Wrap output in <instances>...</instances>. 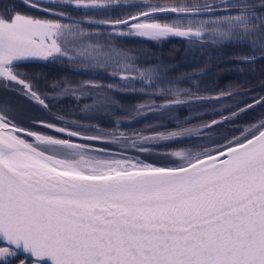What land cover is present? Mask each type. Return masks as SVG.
<instances>
[{"label":"snow or ice","instance_id":"1","mask_svg":"<svg viewBox=\"0 0 264 264\" xmlns=\"http://www.w3.org/2000/svg\"><path fill=\"white\" fill-rule=\"evenodd\" d=\"M57 2L89 10L127 5L130 0H21L26 7L72 21L68 23L7 7L0 10V85L18 102L0 101V264L20 253L25 257L20 264L29 259L32 264H264V119L240 135L225 137L224 143L205 134V129L264 105V96L253 97L229 115L158 133L128 135L116 129L86 135L78 129L91 125L76 120L64 121L76 127L29 120L25 129L17 119L22 101L50 109V97L38 83L43 74L26 67L30 64L63 59L77 69L112 68L109 74L121 81L152 83L153 68H136L114 41L93 42L92 37L103 33L86 29L85 23L104 26L109 37L195 38L213 44L229 41L239 29L244 33L239 40L248 41L250 52L256 54H237V60L254 64L264 57V52H257L264 48L260 32L264 0L202 4L185 0L171 9L121 20L74 21L63 11L43 6ZM168 14L177 19L163 25L138 23ZM54 87L61 89V96L78 101L91 95L90 88L118 89L92 80L75 86L62 80ZM189 91H171L172 99L158 109L178 110L193 101H220L233 95L226 89L211 95H182ZM151 94L163 95L164 88ZM90 101L82 112H93L105 103L102 98ZM155 103L137 105L135 114L157 110L152 107ZM192 119L190 114L183 118L178 111L173 114L177 125ZM40 128L58 135L36 130ZM185 140L192 143H181ZM103 143L115 144L119 150L99 146ZM207 143L215 147L192 151ZM161 144L175 147L160 148Z\"/></svg>","mask_w":264,"mask_h":264},{"label":"flooded vegetation","instance_id":"2","mask_svg":"<svg viewBox=\"0 0 264 264\" xmlns=\"http://www.w3.org/2000/svg\"><path fill=\"white\" fill-rule=\"evenodd\" d=\"M144 3H150L151 6H159L162 7L163 5H167L168 4H173L175 3V1H162V0H130V3L127 5L124 4H119V5H115L106 9H89V10H85V9H77L71 5H64V4H60V3H46L43 6L52 9L53 11H63L67 14V16L71 17L72 20H81L84 18H92V19H97V20H121V19H125L128 17H131L133 15H137V14H142L145 11H158V10H162L164 8H170V7H162V8H152L150 10H141L139 11L142 7L148 6L145 5ZM171 4V5H172ZM5 7H7L9 10H16L21 12L22 14H29L32 15L34 17L37 18H51V19H58L61 20L62 22L68 23V22H72L70 20H68L67 18H61L58 16H49V14L47 12L44 11H37L36 9L30 8V7H26L24 4L21 3V0H0V10H3ZM172 14H168V15H156V16H150L148 17L147 20H142L139 21L138 23L141 24H165V23H169V20H172ZM86 29L91 30V31H100L101 33H103V35L99 36V37H92L93 42H95L96 40H100V41H104V42H108V41H115L117 40V44H121L123 42H125L127 45L129 43H132L134 46V49H138V47L141 50V46L142 44L144 45H149V44H159L162 45L164 43H168L171 42L172 38H167V39H159V40H143L140 39L138 37H109L107 35V32L109 31L108 29H106L104 26L102 25H95V24H87L85 23L83 25ZM235 32L237 33V35L243 36L244 33L237 29L235 30ZM259 34V33H256ZM195 39V38H193ZM129 40V41H128ZM179 40H186V39H179ZM210 43V42H208ZM240 45H244V44H248L249 42L246 40H240L239 41ZM212 44V43H210ZM141 45V46H139ZM164 46V45H163ZM162 46V48H163ZM153 48H149L148 46V50L146 55H138L139 57H149L152 56V53H148L151 52ZM258 49H260L258 47ZM251 50V49H250ZM250 50L248 51L249 54H254L252 52H250ZM260 52V50H258ZM156 52H159L158 50H156ZM135 54V53H134ZM150 54V55H149ZM137 55V54H136ZM163 52L158 54V57L160 61L156 62V65L158 63H162V67H158V69H155L156 65H153L154 62L151 61L149 63L145 62L143 63V65L138 64L137 62H131L134 64V66L138 69L144 70V69H148V68H153V70L157 73H151V75L153 76V80L152 83L150 84H146L144 83V81L142 80H128V81H121L118 77H114L112 75L109 74V72H111L112 68L108 69L107 71L105 70H93V69H89V70H84V69H77L74 66H72V64H70L69 62H67L66 60L60 59V60H51L48 62H41V63H34V64H30L27 65L26 67H28L30 70H34V71H39L40 73H42V77L40 79V81H38L39 83V87L42 90V92L44 91L45 94L47 96H49L50 98L47 100V103L50 105V109L45 111V112H40V111H31L33 114L36 112V115L34 117H31L32 114H28L30 111L28 110H23L17 114V119L20 118V121H26L28 123L29 120L36 118V117H40L42 119H45L44 121L46 122H56L58 124V126H69V127H76L75 125H70V124H65L64 121H72V120H76L79 121L80 124L83 125H89L87 123V121L82 120L80 121V119H76L77 116V107L80 108V110L83 108V105L85 103H90L91 101L89 99L92 98H96L93 97L92 91H97L99 93H104L112 102V92L114 94V96L116 95L118 98L119 103L121 104L120 106L117 107L118 111L121 113H124L126 111H130V110H137V105L139 104H146L149 103L151 100H155V105H153L152 107L158 106L157 104L161 101H165V100H169L171 98L170 93H166L164 91L163 95H158V96H153L151 93L152 92H148V91H144V92H139V91H135V92H130V91H124L121 92L118 89H129V88H138V87H142L144 85V87H148L149 85L151 86H155V85H159V84H163L164 81H169V76L166 75V71L168 68L164 69V65L165 62L163 60ZM264 59V57H261L260 59H257L255 61L254 64L252 63H243L241 61L238 62V68L235 70L234 66L229 68L228 73H230L231 75H229L231 78L236 80H239V82L237 83L238 85L245 83L247 86L244 88H240L236 86H229V88H227L226 90H230L233 94H241L243 95L242 98V103L245 102L247 99L251 98L254 94H257L259 92H264V61H262ZM166 66V65H165ZM173 69L177 70L179 72V68H177V65L174 64L173 65ZM118 70V69H117ZM176 72L177 77H173V83L174 84H178L179 85V73ZM148 74V73H146ZM62 80H67L70 81L71 84L73 86L77 85L78 83H81L85 80H92V81H96L99 82L101 84L107 85L109 83L115 84L118 86L117 90H109L107 87H101L99 89L96 88H90L88 89V91L91 93V95L87 98L81 99V100H76L71 96H61L60 92L61 89L58 87H54V85ZM207 81H210L209 79H207ZM210 87L211 89H213V93L216 94L219 90L223 89L225 86L220 87L219 84H216L213 81L210 82ZM0 90H5L2 85H0ZM9 91V90H7ZM260 95V94H258ZM115 96V98H116ZM261 96H264V93L261 94ZM51 97H56L55 99H52ZM19 99V98H17ZM97 99V98H96ZM117 100V99H116ZM114 101V99H113ZM24 102V101H22ZM11 103H18L14 97V99L11 100ZM31 104V103H30ZM27 102V105L30 107L31 110V105L36 108L38 105L35 104H31L30 105ZM79 105V106H78ZM39 108V107H37ZM253 110L251 111H246L245 113H243L238 119L229 122L227 124L228 127H222L221 129H219L217 132H231L233 131V127H241V129L246 128V127H251V125L253 123L255 124H259L261 119H264V105H260V106H256L254 108H252ZM44 110V109H43ZM94 110H97L94 109ZM147 111V110H146ZM59 117H63L64 119L59 121L56 118ZM47 118H49L48 120H46ZM39 120V119H38ZM231 123V124H230ZM99 126H97L96 128H98ZM104 128V127H103ZM90 127H82L79 128L78 130L81 132H84L86 135H93V130H89ZM39 131H42L46 134H52V135H58L54 132H50L49 130L45 129V128H40V129H36ZM99 130V128H98ZM214 132V131H213ZM245 135H247V133H245ZM101 146V144L99 145ZM103 147V146H101ZM2 246V245H0ZM17 257L19 258L18 261H21L22 259H24L23 257L17 255ZM31 264L32 261L28 260Z\"/></svg>","mask_w":264,"mask_h":264},{"label":"rangeland","instance_id":"3","mask_svg":"<svg viewBox=\"0 0 264 264\" xmlns=\"http://www.w3.org/2000/svg\"><path fill=\"white\" fill-rule=\"evenodd\" d=\"M162 1H166V0H162ZM184 3H185V1H175V3H173V4L171 3L172 5L167 3V5H163L162 7L173 8V6L182 5ZM190 4H195V3L191 2ZM156 7L162 8L159 6L148 5V6L142 7L139 11L150 10V9L156 8ZM175 19H177V17L172 16V20H169V23H171ZM179 19L184 20L187 18L181 17ZM187 26L188 25H185V27H187ZM191 26L196 27V24H192ZM260 32L264 33V29H261ZM239 41H240L239 36L234 31L231 34V36L229 37V41L226 40L223 42L227 43L228 46L229 45L234 46L235 44H238ZM182 42H183L182 46H184V49H185L184 53H186V52L192 53V55H191L192 61H194V59L197 58L196 56H198L197 54L200 51L208 50V47H209V45H206L205 43H202L196 39L184 40ZM223 42H220V43H223ZM171 43L172 42H169V44L164 43L162 45H159V44L144 45V44H142V46L139 45V46H141V50H138V49H140L139 47H138V49H134L133 48L134 45L132 43H129L128 45L125 42H123L121 44H117V40H116L114 44L119 50L127 53V55L131 58L130 62H132V61L137 62L140 65L141 64L143 65V63H145V62L149 63L151 61L154 62L153 65H156V62L160 61L159 58H157L158 54L163 52L162 57H163V60L165 62V65H166V66L164 65V67H165L164 69L168 68L166 71V75L169 76L170 80L169 81L166 80V81H164L163 84H159V85H155V86L149 85L148 87H144V86H146V85H144L142 87H138L137 91H139L140 88H144L145 91L153 92L157 87H163L164 91L166 93H170L171 91H175L178 88L190 89L189 92L182 93L183 96L196 95V94H199V95L214 94L212 92L213 89H211V87H210V82L207 81V79H209L211 76H207V75L201 76V75L196 74L197 73L196 71H192V74L188 77H186V75H184V77L186 79V83H184V86L181 87L180 83H179V85L178 84L176 85L173 83V77H177L176 72H178L177 70L173 69V65L174 64L177 65V62L179 60L181 63L184 61L188 62L189 58H187V57L183 58V59L177 58V56L175 54H177L178 51H177V53H175L174 48L180 49V45H179V47H177L175 45L171 46L170 45ZM148 46H149V48H153L151 50V52H148V53H152L153 55L149 56V57H139L138 55H142V54L146 55L147 50H148ZM162 46H163V48H162ZM248 46H249V50H250L251 49L250 43H248ZM167 49H171L173 51V54H168V55H166L167 56L166 57L165 51ZM156 50H158L159 52H156ZM258 50H260V52H264V48H260V49L257 48V52H259ZM254 54H256V53H254ZM214 62H215V60H214ZM178 65H177V68H180V67H178ZM238 65H236L234 67L235 70L238 68ZM162 66H163L162 63H158L155 66L154 70L158 69V67H162ZM154 70H153V73H157ZM178 73H179V78H181L180 71ZM203 80L207 81V84L205 86L201 82ZM246 86L247 85H238L237 84L235 88H237V87L244 88ZM227 88H229L228 85H226L223 89H227ZM91 91H92L93 97H96L97 99L102 98L105 101V103L99 105L97 107V110H93V112H82L79 107H77L78 110L75 112H77V116H76L77 120L78 119H80V121L85 120V121H87V123L89 125H91L89 130H93V135L94 134H101L102 135V134H105L106 132H112L116 129H118L120 131H124L128 135H131L135 132H141V133H145V134H147V133H158L161 131H169V130H173V129L180 128V127L198 124L200 122H208L213 118H218L220 114L229 115L231 113V111L235 110L237 107L244 106L247 103H251L253 97L259 98L261 96V94L264 93V92H259L257 94H254L251 98L247 99L243 103L241 102L243 95L234 93L231 97H226L220 101H193L189 104H186L185 106L180 107L178 110L174 107H169V108H165V109H158V106H155L153 108H156L157 110L146 111L147 109H144V111L147 114L136 115L135 113L137 112V110H130V111H126L124 113L119 112L117 107L120 106L121 104L119 103L116 95H115L116 96V98H115L113 92H112V102H111V100L104 93H99V92L94 91V90H91ZM258 94H260V95H258ZM12 99H14V96L12 95L11 91L0 90V101L11 102ZM91 99H92V97H91ZM91 99H89V100H91ZM113 99H114V101H113ZM171 99H172V96L169 100H171ZM162 102L163 101L159 102L157 105H159ZM220 105H226V107L221 108ZM37 107H39V108H37ZM37 107L34 108L31 105V110H30V107L27 105V101L22 102V109L30 111L28 114H32L31 117H34L36 115L37 111L45 112V110H43V108H41L40 106H37ZM212 109H217L218 111H212ZM251 110H253V109L251 108V109L247 110V112L251 111ZM31 111H36V112L33 114ZM176 111L179 112V115L181 118L190 114L193 116V119L188 120V121L182 120L181 124L177 125L174 123V120H173V114L176 113ZM198 112H203L204 114L198 116V115H196V113H198ZM242 114H240L238 117H236L230 121L224 122V123L216 126L215 128L205 129V134L207 135V137L210 140H215L219 143H224L225 137H227L228 139H231V137L233 135H240V133L243 132V130H244L243 128L241 129V127H233V131H231L229 133L217 132V131L219 129H221L222 127H228L229 124H227V123L238 119ZM38 119L39 120H45V119H42L40 117H36V118L31 119V120H38ZM48 119L49 118H47L46 120H48ZM56 119L61 121L59 118H56ZM18 120L20 121V118ZM117 121H119V123H117ZM20 122L23 123V127L25 129L29 127V124L26 121H23V122L20 121ZM97 126H99L98 127L99 130H98V128H96ZM40 132H42V131H40ZM42 133H44V132H42ZM181 143L191 144L192 141L185 140V141H181ZM101 146H103L104 148L119 150L117 145L111 144V143H103V144H101ZM138 147H152V145H138ZM159 147L160 148H166V147H175V146L161 144V145H159ZM211 147H215V144H213V143L202 144L199 148H193L192 151H200V150H203V148H211ZM147 158L153 159V160L156 159L155 157H152V156H148ZM18 260H19V258L17 256L15 258H10L8 264H20V261H18ZM27 264H31V263L29 261H27Z\"/></svg>","mask_w":264,"mask_h":264},{"label":"trees","instance_id":"4","mask_svg":"<svg viewBox=\"0 0 264 264\" xmlns=\"http://www.w3.org/2000/svg\"><path fill=\"white\" fill-rule=\"evenodd\" d=\"M166 1H185V0H166ZM188 2L202 4L204 0H188ZM182 41L184 40L175 39V40H172L171 41L172 43L170 44L171 46L175 45L177 47H179L180 45V49L174 48L175 53H177L178 51V53L175 54L177 58L179 59L180 58L183 59L186 57L189 58L188 62L184 61L181 63L179 59H178L179 61L177 62V65L179 64L178 67H180L179 71H180L181 78H179V83L181 87L184 86V83H186V79L184 75L188 77L192 74V71H196L197 72L196 74L201 75V76H206V75L211 76L209 78L210 81L208 82L213 81L215 83L216 81V84H219L220 87L226 86V85H230V86L237 85L239 80L235 79L234 81V79L229 76L231 74L228 73V71L230 67L234 65H238L239 60H237V54H247L249 50L248 44L240 45V43H238V44H235L234 46L232 45L228 46V44L224 42L217 43V44H213V43L210 44L208 42H203L206 45H209L208 50L200 51L197 54L198 56H196L197 58L194 59L195 58L194 57L193 58L194 61H192L191 59L192 53H189V52L184 53L185 49H184V46H182L183 45ZM165 53H166L165 54L166 56L168 54H173V51L171 49H167ZM262 61H264V59ZM201 82L204 84V86L207 84V81L203 80ZM240 85H246V84L243 83Z\"/></svg>","mask_w":264,"mask_h":264},{"label":"water","instance_id":"5","mask_svg":"<svg viewBox=\"0 0 264 264\" xmlns=\"http://www.w3.org/2000/svg\"><path fill=\"white\" fill-rule=\"evenodd\" d=\"M166 9H171V8H166ZM165 9H162V10H158V11H155V12H161ZM139 38H142V39H147V38H144V37H139ZM169 38H176V37H169ZM177 39H183V38H177ZM5 127H8L7 125H5ZM4 135H8V133H4ZM197 163H199V161H197ZM158 171H166V169H157ZM3 246V245H2ZM19 256L24 257V255L22 253L18 254ZM30 260V259H29ZM31 261V260H30Z\"/></svg>","mask_w":264,"mask_h":264}]
</instances>
